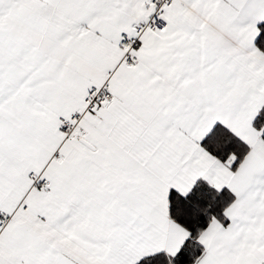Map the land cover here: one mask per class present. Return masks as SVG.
Here are the masks:
<instances>
[{
  "label": "snow or ice",
  "instance_id": "6c2138e0",
  "mask_svg": "<svg viewBox=\"0 0 264 264\" xmlns=\"http://www.w3.org/2000/svg\"><path fill=\"white\" fill-rule=\"evenodd\" d=\"M0 264H264V0H0Z\"/></svg>",
  "mask_w": 264,
  "mask_h": 264
}]
</instances>
